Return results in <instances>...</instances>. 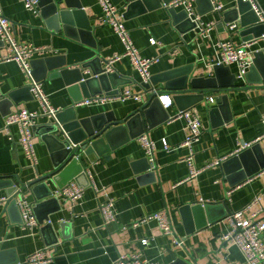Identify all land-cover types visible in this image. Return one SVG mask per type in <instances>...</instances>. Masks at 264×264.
Instances as JSON below:
<instances>
[{"label":"crops","instance_id":"0c3cea01","mask_svg":"<svg viewBox=\"0 0 264 264\" xmlns=\"http://www.w3.org/2000/svg\"><path fill=\"white\" fill-rule=\"evenodd\" d=\"M52 1L59 5L62 16L54 15ZM174 1L111 0L140 55L158 59L151 69L152 77L170 71L187 73V89L192 87L191 79H198L193 87H202L204 98L213 99L208 105L203 100L189 108L199 117L202 129L194 147L193 165L203 170L220 163L187 180L189 171L182 162L187 150L181 145L189 132L183 119L172 118L196 97L174 101L173 95L162 93L170 97V108L158 103L151 105L144 116L130 119L128 128L113 132L108 142L98 147L99 155L80 154L79 162L85 169L88 185L77 204L72 206L56 197L63 176L37 186V197L51 192V198L57 201L47 204L48 198L39 201L28 190L21 193L23 209L34 217V227L22 225L17 205L18 211L9 214L5 212V203L0 204V264H22L41 249H46L48 256L54 255L49 264H115L120 256H140L159 264H172L176 259L189 264H245L240 249L231 242L224 243L222 236L230 231L225 216L242 210L254 199H258V204L252 211L258 213V219H264V168L256 171L259 163H264V83H258L262 76L257 71L248 80L253 84L245 80L244 84L229 88L236 69L220 64L215 46L218 41L248 40L247 34H240V28L229 33L223 22V15L235 8L239 0H219L224 5L223 13L211 9V0L189 1L187 6L174 8L176 16L186 15L184 21L177 17L174 21L160 5ZM256 2L264 10V0ZM73 4L82 8L69 9ZM0 8L10 21L12 39L51 50L44 57L34 58L31 68L35 78H41L42 90L52 108L59 112L74 108L78 120H94L89 122L90 126L140 114L137 112L147 98L142 103L118 98L126 92L143 93L136 70L126 60L112 65L115 82L108 80L105 89L100 84L90 89L91 97H104L103 103L79 105L85 98L73 102L68 91L67 84L77 81L80 75L90 78V69L82 67L91 62V70L97 72L103 68V61L108 62L125 50L110 27L101 22L102 10L97 0H39L35 16L24 9L21 0H0ZM253 17L247 13L244 22L250 23ZM201 24H211L212 29L202 34ZM151 39L157 42L153 47ZM262 47L264 44L260 43L254 50ZM173 49L178 50L176 57L169 54ZM6 54L8 49L0 43V56ZM251 58L253 62L254 57ZM216 66L223 68L216 70ZM58 68H67L69 73L58 75ZM208 79L214 81H202ZM25 87L26 78L19 65L11 60L0 62V180L16 182L18 178L23 183L29 182L37 174L52 171L63 156L61 151H53L52 142L46 139L52 117L44 114L39 101ZM155 88L163 92L162 85ZM16 92V102L10 105L8 96ZM18 111L39 115L32 137L35 165L26 159L18 144V127L7 128L5 124L7 116ZM141 136L154 144L153 161L145 155ZM163 140L168 150L164 149ZM250 143L255 149L240 150V162L232 161L242 144ZM108 148L110 151L106 152ZM144 158L152 166L155 180L146 174ZM228 162L227 169L236 170L229 180L221 168ZM243 170L252 176L245 178ZM10 190L0 187V199L7 198ZM106 200L115 203L116 213V221L108 226L103 225L98 210L99 203ZM201 202L214 207L206 213L194 209ZM37 205L40 207L36 208ZM159 210L168 211L174 235L183 246H175L173 238L162 235L153 221L131 227ZM66 221L69 226L61 229L60 224ZM202 222L205 226L197 229ZM144 239L149 240L147 246L141 244Z\"/></svg>","mask_w":264,"mask_h":264},{"label":"built area","instance_id":"2783aa9c","mask_svg":"<svg viewBox=\"0 0 264 264\" xmlns=\"http://www.w3.org/2000/svg\"><path fill=\"white\" fill-rule=\"evenodd\" d=\"M189 1L192 0H175L169 3L165 8H176L178 6H187ZM243 3L250 5L251 10L258 16L260 23H264V10L258 6L256 0H240ZM23 7L26 11L33 14L34 16L38 13L39 0H21ZM101 10V22L108 25L112 32L117 36L120 42L124 45L125 50L121 55H116L111 58L106 66V73H113L112 65L118 61L126 60L136 70L142 87L143 93L139 95H132L130 92H126L123 95H119V99L123 101L132 98L138 103H142L149 94H155L157 96L160 105L167 109L172 106V101L167 95H158V90L151 84L152 67L158 62L157 58H145L142 57L138 49L134 46L129 32L125 29L124 25L118 18L117 9L113 6L111 0H97ZM213 10L218 13L224 12V5L219 0H211ZM212 29L211 24H201V33L208 32ZM229 33H236L239 31L237 22H232L226 27ZM11 24L10 21L3 14L0 8V43L3 47L8 49V54L0 56V62L4 61H15L22 73L25 75L26 84L29 88L31 96L38 100L41 108L45 115L52 118L59 113V110L52 108L49 104L47 97L45 96L41 82L35 80L33 76L31 62L36 57H44L51 53L46 47H36L31 45H23L17 43L10 36ZM230 38L225 41H218L216 48L220 53L221 61L220 64L226 67H234L236 69L235 84H244L245 76L248 73L252 65V56L259 50H264V47L254 50L255 45L260 43L264 44V34L257 39H252L244 42H236ZM150 46H155L156 40L151 39L149 41ZM169 54L173 57L178 55V50H170ZM104 97L94 96L85 99L79 103V105H90L99 104L104 102ZM204 102L206 105L213 101L212 98L205 97ZM39 115L35 112L18 111L10 113L5 121L6 127L9 128L12 125L18 127L19 139L18 144L20 145L22 152L26 159L33 165L36 164V158L34 153V146L32 137L34 130L37 127ZM183 119L188 129V136L181 145L182 148L187 150V154L182 162L187 166L189 176L187 180H192L211 167L217 166L220 162L208 165L203 170H197L193 165L194 147L199 142L202 129L200 119L194 110L186 109L179 111L172 120ZM264 121V118H262ZM141 145L144 149L145 155L148 160L153 161L154 144L148 138L144 136L140 137ZM165 150H168L166 142L162 141ZM253 144H242L241 149L236 151L234 155H237L240 150L251 148ZM80 155L77 157L79 161ZM85 188L78 185L75 181L68 182L65 186L58 190L56 197L72 204H77L84 193ZM8 199H0V204H4ZM16 205L21 211V221L24 227H34L35 219L30 214H27L22 206V196L16 197ZM202 204V202H201ZM258 204V199L252 200L245 208L239 211L230 212L225 216V220L230 225V231L222 236L224 243H233L242 252L245 260V264H264V219H258V213L253 212V208ZM27 207V206H25ZM98 210L103 220V225L108 226L116 221L115 203L111 200H106L99 203ZM153 221L157 224L160 233L164 236H170L173 238V244L175 246H183V242L176 238L174 235L172 222L167 210H159L154 213L148 214L142 217L138 222L131 224V227H137L140 224ZM141 244L147 246L149 244L148 239L141 241ZM54 258V255L48 256L46 249H41L26 258L22 264H49ZM115 264H159L157 262L141 259L140 256H120Z\"/></svg>","mask_w":264,"mask_h":264},{"label":"water","instance_id":"95a60500","mask_svg":"<svg viewBox=\"0 0 264 264\" xmlns=\"http://www.w3.org/2000/svg\"><path fill=\"white\" fill-rule=\"evenodd\" d=\"M132 1V0H130ZM170 2H163V4H160L162 6H167ZM52 7H53V11L54 15L56 16H62L63 15V11H59L58 7L59 5L54 3V1H52ZM72 8L69 9H77L80 10L82 7L80 4H73L71 6ZM165 8V7H164ZM169 14V16L174 20H176V17L180 20L182 19L183 21L185 20L184 18L186 17V15L184 13L179 14L178 16H176V12L173 8H165ZM211 9H213V7L211 6ZM252 14L253 20L250 23H246L244 22V17L246 14ZM174 20V21H175ZM180 20V21H182ZM223 22L225 25H228L232 22H237L239 28H240V34H247L248 40H244V41H249L252 39H257L258 37H260L262 34H264V23H260L258 16L251 10V7L249 4L247 3H243L242 1H238L237 5L235 6V8H233L232 10L228 11L227 13H225L223 15ZM258 30H257V29ZM253 62L252 65L248 71V73L245 76V80L250 83L253 84L252 82L248 81L250 79V76L254 73H256L257 71H259L260 75L262 76L260 82H258L259 84L264 83V50H259L257 52H255L253 54ZM104 66L103 68L100 67V70L95 72L94 70H91V65L92 63L90 62L89 64L85 65L84 67H82L83 69H90V78H84L82 75H80L78 77V80L73 82V83H68V91L72 96L73 102H78L81 101L83 98L88 99L91 98V93H90V89L92 88V86H94L95 84H100L102 89H105V84H107V81L112 80V83L115 82V76L114 73L110 74V73H106V66H107V62H104ZM31 66L33 67V63L31 62ZM63 67V66H62ZM223 68V66H216V70ZM60 71L58 73V75H65L67 73H69V70L67 68L63 69V68H58ZM34 76V74H33ZM35 77V76H34ZM188 79H189V74H184V75H179L177 72L175 71H170L168 73H166L165 75L162 76H157V77H152L151 79V84L153 86H157V85H162L163 86V92H158V95H161L162 93H167V94H171L174 96V101H176L178 98L179 99H185L188 100L191 97H196L194 99V101L190 102L189 104H187L186 106H184L180 111L186 110L191 108L193 105L197 104L198 102L203 101L204 99V93L205 91H203L204 89L201 87V89H197L194 88V84L196 83V81H199L198 79H191V88L190 90H188L187 88V83H188ZM35 80L37 81H41V78L37 79L35 78ZM232 85L229 88L234 89V85H235V77L233 76L232 78ZM202 81H214L212 79H208V80H202ZM120 84H118L115 89L119 86ZM211 88V87H210ZM217 88L216 86H214V89ZM25 91L28 92L29 88L25 87ZM221 91V90H218ZM217 91V92H218ZM224 91V90H223ZM81 92V93H78ZM14 94H9L8 96V101L10 103V105H12L13 102H16V99L14 97ZM76 94H78V97L76 96ZM155 103H159L157 96L155 94H149L147 96V101L145 102V104H143L137 113L138 114H132L131 116H129L126 120H122V121H116V120H110V121H105L102 125H97V126H90L89 122L94 121V120H78L76 118L75 112H74V108H70L67 110H63L60 111L59 113L56 114V116L54 118H52V123L49 124V126H47L49 128V136H47L46 139H49L52 142V149L53 151L55 150L57 151H61L62 153V159L58 161L57 164L54 165V169L44 175H36V178H34L33 180L23 183L21 182L18 178H15L16 182H13L12 180H8V179H3L0 180V187L6 188V189H11L10 193L7 196V201L5 202V212L7 213H12V211H18V208L16 206V197L21 196V193L25 192V191H30L32 194H34V196L40 201L41 199H49V202L52 201H57V199L55 198H51L52 197V193L48 192L47 195H43V196H36V191L39 187H37L38 185H43L45 184V182L47 180H52L55 181V179L58 177H62L63 176V181L61 184L59 185V189H61L63 186H65L68 182L70 181H75L78 185L82 186V187H86L88 185L87 180L85 178V169L82 167V165L80 164V162L77 160V157L81 154L84 153V155L88 156L92 153H96V154H100V152L98 151V147L102 144H104L105 142H108V138L109 136L115 132L116 130L120 129V130H124V126L126 128H128L130 126V119L135 118V117H140V115L142 114V116H144V112L153 104ZM111 127H114L112 129V131H108ZM255 146H252L250 149L254 150ZM110 148H108V150L106 152H109ZM237 154V157H234V159H232V161H238L240 162V156ZM143 161L146 164V174L150 175L151 177L154 178L155 180V172L151 171V165L148 163L147 159L144 158ZM231 162V161H230ZM228 164H222L221 168H222V172L225 175V177L227 178V180H229L230 178H233L236 175V170L234 169H227ZM242 166V165H241ZM243 168V167H242ZM264 168V163H259L258 169L256 171H259L260 169ZM237 169H240L237 167ZM244 169V168H243ZM244 172V177H251L252 174L245 172V170H243ZM69 174V176H67ZM46 185V184H45ZM224 204V203H223ZM222 204V205H223ZM40 206H36V208H39ZM188 207V206H187ZM214 207V205L212 204H197V206L194 209H198L200 211H202L203 213H206L208 211H210L212 208ZM35 208V210H36ZM190 208V207H188ZM206 220V218H205ZM68 225V221L63 222L60 224V228L61 229H65L67 228ZM205 226V222H202L201 226H197V229ZM49 228V227H46ZM188 258L190 257L189 254ZM172 264H189V262L185 261V260H181V259H176Z\"/></svg>","mask_w":264,"mask_h":264}]
</instances>
